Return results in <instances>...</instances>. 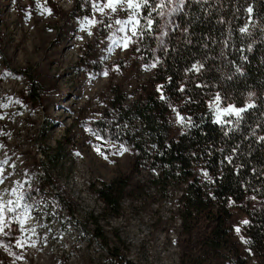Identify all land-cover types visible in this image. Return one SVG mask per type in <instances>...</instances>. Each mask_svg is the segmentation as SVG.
<instances>
[{
  "label": "rangeland",
  "instance_id": "374dc122",
  "mask_svg": "<svg viewBox=\"0 0 264 264\" xmlns=\"http://www.w3.org/2000/svg\"><path fill=\"white\" fill-rule=\"evenodd\" d=\"M186 1L143 4L133 35L132 24L116 23L131 17L126 3L101 13L93 5L107 0H0V197L15 200L16 188L30 217L0 235V264H182L201 253L196 234L189 245L176 241L179 187L160 198L155 170L143 168L126 140L141 126L125 119L126 136L112 129L115 97L130 107L152 90ZM229 108L239 110L216 103L215 120L236 116L225 115ZM48 149L62 160L46 159ZM114 181L126 184L118 215L96 192ZM234 235L241 244L243 231Z\"/></svg>",
  "mask_w": 264,
  "mask_h": 264
},
{
  "label": "trees",
  "instance_id": "16d2710c",
  "mask_svg": "<svg viewBox=\"0 0 264 264\" xmlns=\"http://www.w3.org/2000/svg\"><path fill=\"white\" fill-rule=\"evenodd\" d=\"M178 25L152 90L130 107L114 98L112 129L126 136L124 120L137 121L138 136L126 140L143 168L159 173L151 180L159 197L179 187L176 241L189 245L196 234L201 246L182 264H264V0H187ZM218 102L244 111L219 123ZM125 188L114 181L96 191L109 213L119 214Z\"/></svg>",
  "mask_w": 264,
  "mask_h": 264
},
{
  "label": "snow or ice",
  "instance_id": "6c2138e0",
  "mask_svg": "<svg viewBox=\"0 0 264 264\" xmlns=\"http://www.w3.org/2000/svg\"><path fill=\"white\" fill-rule=\"evenodd\" d=\"M148 0H139V2H137V0H107V2L103 5V7H101L99 4H94L93 7L94 9H96L97 11L103 13L105 9H110L112 12H115L117 10V6L126 3L127 4V8L132 10V15L129 18L128 21H120L117 20L116 23L117 24H132L133 25V35H135V25L138 24L139 22L136 20V16L138 15L139 9L141 8V6L143 4H147ZM182 2V0H181ZM43 11H47L49 14L50 11L48 9H43ZM88 23L90 24H94L95 21H89ZM149 25H151L152 21L149 20L148 21ZM120 31H123V28L120 29ZM241 31H245V29H241ZM127 39L125 40V44L124 46H127ZM113 43H116L115 40H113ZM153 67L155 65H152ZM198 71V69H196ZM219 99V98H217ZM7 105H5L6 107ZM244 111V109H234V108H229L225 110V115L229 114V113H233L236 116L239 117L240 112ZM2 118V117H0ZM219 122V118L218 121ZM126 151V149H125ZM4 163H7V161H4ZM0 183H3V180L0 179ZM10 195H13L16 197L15 200H7L4 201L2 197H0V235H4L7 236L9 235L8 232L5 231L6 228H9V225L12 224L13 222L18 223L20 228L23 229L24 228V224L26 222L27 219H29L30 217L28 216V206L25 205H21V201L24 199V196L22 194L17 195V189L13 188L11 190V192L9 193ZM20 209L21 211L17 212V210ZM11 213H16L15 216L8 218L7 214H11ZM245 223H247V221H245ZM33 232L35 231L34 229L32 230ZM237 232H239V229H237ZM0 246H4L3 244H0ZM16 246L17 247H23L24 246V240H17L16 242ZM31 246H35V243L33 242ZM5 250H7V248H5ZM17 259H20L19 256H17Z\"/></svg>",
  "mask_w": 264,
  "mask_h": 264
},
{
  "label": "bare ground",
  "instance_id": "6f19581e",
  "mask_svg": "<svg viewBox=\"0 0 264 264\" xmlns=\"http://www.w3.org/2000/svg\"><path fill=\"white\" fill-rule=\"evenodd\" d=\"M158 174H159L158 172H154V173H152V175H153L152 177L156 178Z\"/></svg>",
  "mask_w": 264,
  "mask_h": 264
},
{
  "label": "built area",
  "instance_id": "2783aa9c",
  "mask_svg": "<svg viewBox=\"0 0 264 264\" xmlns=\"http://www.w3.org/2000/svg\"><path fill=\"white\" fill-rule=\"evenodd\" d=\"M29 264H30V261H29Z\"/></svg>",
  "mask_w": 264,
  "mask_h": 264
}]
</instances>
